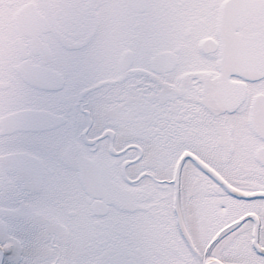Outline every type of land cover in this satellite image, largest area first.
<instances>
[{
	"label": "snow or ice",
	"instance_id": "6c2138e0",
	"mask_svg": "<svg viewBox=\"0 0 264 264\" xmlns=\"http://www.w3.org/2000/svg\"><path fill=\"white\" fill-rule=\"evenodd\" d=\"M0 264H264V0H0Z\"/></svg>",
	"mask_w": 264,
	"mask_h": 264
}]
</instances>
